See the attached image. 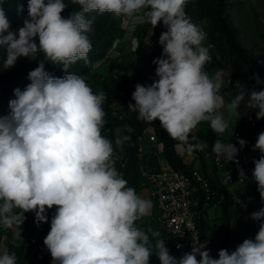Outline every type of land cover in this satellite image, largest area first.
Returning <instances> with one entry per match:
<instances>
[{"label": "clouds", "instance_id": "1", "mask_svg": "<svg viewBox=\"0 0 264 264\" xmlns=\"http://www.w3.org/2000/svg\"><path fill=\"white\" fill-rule=\"evenodd\" d=\"M6 2L0 0L3 70L21 57L38 64L28 73L31 82L25 89H14L9 113L0 116V225L13 231V239L23 240L26 213H34L39 226L55 207L43 241L53 264H149L152 255L160 264H264V206L250 214L260 222L254 239H245L231 253L220 249L218 258L211 256L208 241L199 239L176 258L157 230L138 227L136 222L150 214L153 204L128 186L115 167L113 142L102 135L107 94L94 93L82 76L68 72L80 60L88 63V34L96 19L91 13L135 17L153 28L162 22V54L153 60L157 79L148 86L135 85V103L128 110L149 124L159 120L176 147L190 155L208 147L197 137L190 139L200 123L208 122L218 137L212 152L219 161L236 163L240 179L247 181L237 160L247 142L237 137L238 148L219 138L228 128L223 109L234 115L244 103L262 119L264 90L240 88L237 82V94L225 105L224 79L220 72L210 76L206 70L211 45H204L206 32L185 11L189 0H28V15L15 30ZM70 5L79 10L64 17ZM17 11L22 13L23 5ZM45 62L61 65L66 75L51 76ZM253 79L257 86L261 83L258 75ZM130 140L123 135L115 145ZM252 150L260 152L251 175L264 204V132ZM235 203L245 206L239 197ZM0 264H17L16 254L3 251Z\"/></svg>", "mask_w": 264, "mask_h": 264}, {"label": "trees", "instance_id": "2", "mask_svg": "<svg viewBox=\"0 0 264 264\" xmlns=\"http://www.w3.org/2000/svg\"><path fill=\"white\" fill-rule=\"evenodd\" d=\"M20 5H23V8H25L21 16L26 18L28 15V0H7L3 5L11 23L16 18L18 14L17 9ZM230 8V0H189L185 8L187 14H194L200 20L209 18L213 21L211 25V36L214 40L221 42V50L225 51L230 58L232 63L230 67L234 70L231 86L221 90V94L229 102L235 97L239 90L236 87L237 82L240 83V88L248 86L251 89L257 88V90H264L263 59L257 53L248 52L246 50L239 37V30L235 27L231 19H229L228 12ZM76 10H79L78 5H70L64 10L62 15L68 17ZM90 15L95 16L96 19L93 25L94 30L88 34L92 44L91 51L88 54V63L80 60L68 69V72L80 76H87L91 73L94 63L98 59L106 56L122 33V26L120 24L121 16H116L107 12L103 14L91 13ZM163 31H166V28L163 26L162 22L154 28L152 43L150 45L151 66L148 71H146L142 61L144 39L141 38L137 56L126 64L121 63L120 65L112 67V70L117 68V75L121 82L111 84L105 81L102 90L99 91H103L107 94L106 101L103 105L106 113V124L103 129L105 137L113 142L114 152L116 151L115 139L117 137L123 135H129L131 137L129 142L123 144L124 155L120 158L118 168L123 178L128 181V186L134 187L138 195L143 185V171L145 170L148 173H152L163 168L153 153H143V150H140L141 144L144 142V134L148 127L152 126L154 128L157 136L156 142L164 145V154L170 165L169 167L184 172H191L193 169L190 164L184 162L182 157L176 153V141L172 140L167 132L161 128L159 120L149 124L142 120H138V114L128 110L129 103H135L132 100V93L135 91V85L139 83L148 86L157 79L155 75L156 65L153 63V60L161 57L162 47L159 44V37ZM209 52L212 57L210 64L213 66H223V61L216 51L210 48ZM3 60L4 59L0 58V109H7L9 108V101L15 99L14 89H25L31 82L28 79V73L34 70L38 64L32 60H25L21 61L19 64L16 63L11 69L3 70ZM45 71L57 78H62L66 75L61 65L51 62H45ZM120 71L123 72L120 74ZM120 75H122V77ZM255 75H258L261 81L258 86L256 85L255 79H253ZM246 109L247 107H245V104L241 103L238 109L241 124L237 132L241 135L242 139L247 142L246 146L251 151L252 164L259 151L252 150L254 146V131L251 127V122L247 120ZM255 123L258 136L259 133L264 132V118L259 120L255 119ZM129 128L131 131H128ZM191 137H197L194 130L191 133L190 139ZM191 142L195 143L196 141L192 140ZM195 153L202 161V166L199 169L211 182L215 200H220L218 205L223 209L225 221L223 241L221 244H216L209 239L207 235L208 223L206 219H201L200 228L203 239L204 241H208V245L217 251L220 249H227L229 253H231L234 251L231 235L232 221L229 213V206L231 202H233L231 197L232 192H229L226 186L221 182L220 177H210L206 173L201 151H195ZM253 188H255L256 199L258 203H260V194L255 184H253ZM238 196L242 204L245 205L244 207L252 213L254 205L243 195L238 193ZM21 229L23 240H14L13 231L10 229H7L5 232V244L8 245L10 249L14 246L16 252L31 248L37 232L41 230L40 225L37 226L35 223L34 213H26L25 221ZM41 254V249H38V251L34 253L35 260L32 264H37Z\"/></svg>", "mask_w": 264, "mask_h": 264}, {"label": "crops", "instance_id": "3", "mask_svg": "<svg viewBox=\"0 0 264 264\" xmlns=\"http://www.w3.org/2000/svg\"><path fill=\"white\" fill-rule=\"evenodd\" d=\"M128 18L131 19L130 21L131 26H136V25H139L145 22V21H138L135 19V17H128ZM122 28H124V26H122ZM148 30L150 33V39L149 41H147L148 45L146 49H144L145 51L143 50L142 52V61H143L146 71H148L151 66V61H150V65L146 64L145 62L146 60L149 59L150 45L152 43L154 28L151 25H148ZM122 42L123 41L120 39L116 40L115 44L108 51L106 56L98 59L94 63L91 73L87 76H83V78L89 84L90 87L92 86L90 81H92L95 84H96V81L102 84L105 81L111 84H116V83L121 82L120 78L117 75V72H118L117 68L115 70H112V67L115 65H120L121 63L126 64L132 61L137 56L138 49L140 46V40H138L137 43L129 41L130 44L124 45V47H122L121 49ZM206 70L208 71V74L210 76L215 74L216 72H220L225 82V86L223 88L230 86L231 75H230L229 70L219 67V66H213L211 64H208L206 66ZM122 72L123 71H120V74ZM93 75L97 77V80L95 76L93 78ZM120 76L122 77V75ZM229 80H230V83H228ZM224 101H225V105L229 103V101L225 98H224ZM223 111H224L225 116L228 118V128L221 135V137L225 139H229L233 135V133L237 132L241 124V120H240L238 113L234 115H229V112L226 107L223 109ZM194 132L197 135L198 140L202 142H207L208 144V147L205 148L203 151H201L203 155V160L205 163L206 173L210 177H214V178L220 177L221 182L226 186L229 192H238L239 194L243 195L246 199H248L252 204L255 203L256 195H255V191L252 185H250L247 182L239 181L238 175L235 172V169L233 166L226 165L220 168L215 167L213 163L211 148L213 146V143L216 141L217 135L214 132H212L209 123L208 122L200 123L197 126V128L194 129ZM153 133H155L154 128L152 126L148 127L144 134V138H143L144 142L141 144L142 146L140 150H143V153H153V155L157 157L158 162L162 167H169L170 165L164 154V145L162 143L154 142L149 139L150 135ZM176 144H175V151L180 157H182L184 162H186L187 164H190L193 168H200L202 166V161L199 159V157L196 155L195 152L190 155L186 151H183L182 149H178L176 147ZM118 147L119 149L117 150L116 148V152L119 154L120 158H122L124 155V147L123 145L118 146ZM228 173H233L234 180L229 183H224L222 178L224 175H227ZM142 182H143V185L139 191V195H141L142 197L146 199L151 200L153 207L148 216H145L144 218H142V220L136 222L137 226L146 231L149 229L157 230L160 233L159 238L166 240L165 241L166 247L170 249V254L178 258L177 253L173 247L172 241L170 240L166 231L160 224L156 204L152 196L151 187L146 178L143 177ZM55 210H56L55 207L47 210L48 222L41 223L40 226H42V228L39 232H37V235L35 238V242H36L35 245L38 246L39 249H41L42 251V254L39 257L37 264H53L50 252L47 250L43 241H44V238L47 236L48 232L50 231V222H51V218L55 214ZM229 213H230L231 221H232L231 235H232V240L235 241V244L238 241L243 242V239L251 238L250 225L252 224V222H251L250 213L248 212V210L244 206L234 205L233 202H231L229 206ZM207 216H208V219H206V222L208 223V229L206 231L207 235L209 239H211L214 243L221 244L223 241V235H224V229H225L224 227L225 221L223 217L222 207H220L219 205L214 206V207H209L207 209ZM25 217H26V214H25ZM22 225H21V228H22ZM1 226L2 225H0V227ZM149 264H160V261L156 255H152L150 257Z\"/></svg>", "mask_w": 264, "mask_h": 264}, {"label": "built area", "instance_id": "4", "mask_svg": "<svg viewBox=\"0 0 264 264\" xmlns=\"http://www.w3.org/2000/svg\"><path fill=\"white\" fill-rule=\"evenodd\" d=\"M202 30L206 32V30ZM9 111V108L0 109V116L7 115ZM237 137L242 139L238 132L233 133L229 139L221 136L219 138L225 142L236 144L239 148V144L236 143ZM149 138L156 142V133L151 134ZM212 158L215 167L231 165L238 175V180L246 182L240 179L236 163L219 161L213 152ZM237 160L239 167L244 169L246 175L251 164V151L247 146L239 151ZM143 177L147 179L151 187L160 224L172 241L177 257L180 258L184 253L190 252L192 245L198 239L201 243L205 242L201 233L200 221L201 219H208L207 209L218 206L220 202V200H215L213 196L209 178L199 168H193L191 172H184L172 167H163L161 170L152 173L144 170ZM222 179L224 183H229L234 180V175L228 173ZM231 197L234 205H240L235 203L236 198L239 197L237 192H232ZM41 228L42 226H40ZM241 243V241L236 242L235 248ZM208 249L213 258H218L219 251L209 245ZM197 259L199 260V256Z\"/></svg>", "mask_w": 264, "mask_h": 264}, {"label": "rangeland", "instance_id": "5", "mask_svg": "<svg viewBox=\"0 0 264 264\" xmlns=\"http://www.w3.org/2000/svg\"><path fill=\"white\" fill-rule=\"evenodd\" d=\"M230 5L231 8L229 9L228 16L229 19L234 23L235 27L239 30V37L245 46L246 50L248 52H253L257 53L258 55L261 56L264 62V0H230ZM25 9V8H23ZM22 13L17 14L16 18L14 21L11 23L12 29L15 30L19 27L22 26L23 18L21 16ZM139 15V14H138ZM188 17L192 20V22L196 23L199 25L202 29L206 30L207 38L204 41V45L208 46L211 45V49L216 51V53L220 56V58L223 61V66H219L222 68H225L229 70L230 75H231V84L233 81V69L230 67L231 66V60L227 56L226 52L221 50V42H218L213 39L211 36V25L213 21L209 18H205L203 20H200L197 18L196 15L194 14H187ZM131 19L125 16H121L120 24L121 26H124L122 28V33L121 35L117 38L122 40V47L124 45H129L130 42L137 43L138 40L141 38L144 39V49L147 47V41L150 39V33L148 30V23L144 22L142 24L136 25V26H131L130 24ZM146 24V25H145ZM145 25V26H144ZM130 41V42H129ZM38 43V39L36 41ZM115 44V43H114ZM145 51V50H144ZM0 58L4 59L5 58V52L3 49H0ZM25 60H30L28 58L21 57L17 60V64L21 63V61ZM146 64L150 65V54H149V59L146 60ZM95 75H93L94 78ZM83 77V76H82ZM244 77V76H243ZM96 80L97 77L95 76ZM92 84V90L94 93L99 92L103 88V84L96 81V84L90 81ZM230 84V86H231ZM229 86V87H230ZM247 88L251 89L250 87L246 86ZM228 88V87H226ZM225 89V88H223ZM221 89V90H223ZM246 115H247V120L251 122V127L254 131V144L256 143L257 139V130H256V110H250L246 109ZM102 135H104V129H102ZM105 136V135H104ZM117 150L119 147L115 145ZM258 151V150H256ZM257 155V154H256ZM260 157V152H258V155L256 156V159H259ZM113 159L115 160V167L119 171L118 164L120 161V156L119 154L115 151L113 155ZM254 169L253 163L249 166L248 172L246 176L248 177V180L246 181L250 185L255 184V182L252 180V170ZM256 185V184H255ZM257 187V186H256ZM255 189V188H253ZM256 195V192H255ZM253 212L259 210L264 204L262 202L258 203L257 199L256 202L253 203ZM248 212L251 214V211L248 210ZM246 213V212H245ZM244 213V214H245ZM252 224L250 225V230H251V238L254 239L256 233L259 230V223L257 221H254L251 219ZM3 228V229H1ZM7 229H5L3 226L0 227V253L3 251L7 250L9 253H15L17 256V264H32L35 260L34 253L38 251L39 247L36 246V242H33V245L31 248H27L24 251H18L16 252L14 246L12 249L9 248L8 245L5 244V232ZM3 232V233H2ZM245 239H243L244 241ZM3 243V244H2ZM232 247L235 250V241L232 240Z\"/></svg>", "mask_w": 264, "mask_h": 264}]
</instances>
